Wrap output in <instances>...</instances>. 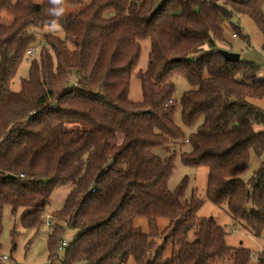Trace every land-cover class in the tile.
Instances as JSON below:
<instances>
[{
	"label": "trees",
	"instance_id": "16d2710c",
	"mask_svg": "<svg viewBox=\"0 0 264 264\" xmlns=\"http://www.w3.org/2000/svg\"><path fill=\"white\" fill-rule=\"evenodd\" d=\"M155 1L64 0L57 17L50 0H0V233L5 205L29 208L23 222L38 228L54 190L69 186L54 216L81 233L61 248L64 226L51 225L50 257L63 250L62 264H264V248L254 258L227 243L225 225L199 216L204 200L184 199L186 181L169 189L175 154L155 152L188 142L182 160L208 169L206 197L261 236L264 164L249 182L241 174L252 149L264 155V130L255 129L264 110L250 101L264 97V80L253 61L226 60L216 39L235 12L264 33V0ZM45 27L63 35L43 32L39 58L14 90ZM147 39L135 101L131 78ZM179 74L194 86L180 101L184 124L198 125L189 138L175 120ZM137 217L148 219V232Z\"/></svg>",
	"mask_w": 264,
	"mask_h": 264
},
{
	"label": "rangeland",
	"instance_id": "374dc122",
	"mask_svg": "<svg viewBox=\"0 0 264 264\" xmlns=\"http://www.w3.org/2000/svg\"><path fill=\"white\" fill-rule=\"evenodd\" d=\"M84 3L90 0H81ZM220 3L227 2L226 0H218ZM244 2L247 0H234ZM156 5H160L162 0H156ZM232 2V0L228 1ZM229 6V5H228ZM66 9L73 10L74 8L66 7ZM264 13V5L262 6ZM2 21L6 24L12 22V16L3 12ZM58 28L45 27L39 32V40L34 47L39 51L42 49L44 36L43 32L55 31ZM59 34L63 32L58 30ZM237 34L234 36V34ZM43 34V36H42ZM223 38L216 39L218 49L227 50L230 52L239 53L242 59L253 61L259 66L258 78L264 80V33L258 27L256 21L246 13H233L224 27ZM141 55L138 64L134 70L130 84V98L135 101L143 99L141 80L137 73L141 70L145 71L149 63V53L151 49L150 40L141 42ZM33 59L28 57L23 61L19 72L13 80L12 87L14 90L21 89V80L28 77L30 64ZM175 91L173 99L176 101L175 120L177 124L183 129L186 138L197 130L198 125L187 126L184 124L181 115V98L183 94L192 89L194 86L182 74L174 77ZM250 101L261 107L264 110V97L252 98ZM256 130H264V124H256ZM190 150V144L186 141H180L178 144L164 145L155 149V152L161 156L175 154V168L169 179L168 187L175 190L183 181H186V191L184 199H190L195 192L200 196L204 203L198 211L201 217H213L218 223L225 225L228 235L226 241L229 245L238 246L244 245L252 250L254 258L264 248V230L261 236L257 237L252 232L248 231L241 223H236L227 207L220 208L216 206L210 199L206 197V187L208 182V169L204 166H189L182 160V153ZM262 151L257 153L254 149L251 150L250 160L246 169L241 174V179L249 182L254 174L262 166ZM70 191L69 186L58 187L54 190L52 195V202L46 208L43 214V224L38 228L27 227L23 222L24 215L30 211L27 207H19L14 210L9 204L4 206L2 218V231L0 233V254H6L12 257L15 264H62L63 250H59L58 255L50 257V250L48 248L49 235L55 224H61L64 229L61 231L62 241L68 244L79 236L81 230L69 228L65 221L60 220L59 217L54 216V213L61 210L64 206L67 194ZM49 222L51 224H49ZM168 224L167 219H160L159 226L164 229ZM135 225L140 226L144 231H149L148 219L146 217H137ZM127 264H139L131 257Z\"/></svg>",
	"mask_w": 264,
	"mask_h": 264
},
{
	"label": "built area",
	"instance_id": "2783aa9c",
	"mask_svg": "<svg viewBox=\"0 0 264 264\" xmlns=\"http://www.w3.org/2000/svg\"><path fill=\"white\" fill-rule=\"evenodd\" d=\"M236 35L237 34H234V36H236ZM28 56H29L30 59L31 58H36L38 56V49L36 47L31 48L29 50V55ZM261 161L264 164V155H263ZM49 224H51V223L49 222ZM67 245H68V243L64 240V241H62L60 247L62 248V247H65ZM0 264H15V262H14L12 257L7 256L6 254H0Z\"/></svg>",
	"mask_w": 264,
	"mask_h": 264
},
{
	"label": "clouds",
	"instance_id": "9594fccd",
	"mask_svg": "<svg viewBox=\"0 0 264 264\" xmlns=\"http://www.w3.org/2000/svg\"><path fill=\"white\" fill-rule=\"evenodd\" d=\"M63 3L64 0H50V4L53 5L51 11L54 12L57 17H60L64 14L65 9L63 7Z\"/></svg>",
	"mask_w": 264,
	"mask_h": 264
},
{
	"label": "water",
	"instance_id": "95a60500",
	"mask_svg": "<svg viewBox=\"0 0 264 264\" xmlns=\"http://www.w3.org/2000/svg\"><path fill=\"white\" fill-rule=\"evenodd\" d=\"M219 52L225 57L226 60L229 61H237L241 58L239 53L230 52L222 49H219Z\"/></svg>",
	"mask_w": 264,
	"mask_h": 264
}]
</instances>
